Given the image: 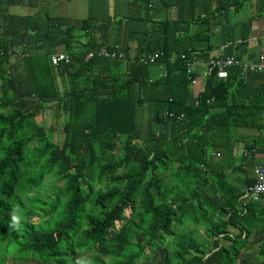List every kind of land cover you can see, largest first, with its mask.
<instances>
[{
	"label": "trees",
	"instance_id": "16d2710c",
	"mask_svg": "<svg viewBox=\"0 0 264 264\" xmlns=\"http://www.w3.org/2000/svg\"><path fill=\"white\" fill-rule=\"evenodd\" d=\"M178 28L153 26L146 51L163 57L143 66L85 61L90 47L73 46L75 30L67 27L68 63L23 56L37 99L31 110L15 106L6 70L16 53L3 34L0 264H238L252 235L264 232V219L250 215L249 203L242 206L220 175L209 193L208 171L210 154L223 153L237 128L264 130V94H255L248 75L231 67L222 80L210 71L197 103L188 105L183 91L195 76L180 57L193 60L209 47ZM159 65L168 73L164 79L155 76ZM147 103L152 124L159 131L169 126L168 139L159 131L142 137L136 113ZM51 107L61 120L59 143L52 139L56 124L36 121ZM222 194L225 207H214L213 197ZM28 210L39 212L37 224L24 219ZM201 230L206 246L198 241ZM135 233L142 240H134ZM254 251L264 261V237Z\"/></svg>",
	"mask_w": 264,
	"mask_h": 264
},
{
	"label": "crops",
	"instance_id": "0c3cea01",
	"mask_svg": "<svg viewBox=\"0 0 264 264\" xmlns=\"http://www.w3.org/2000/svg\"><path fill=\"white\" fill-rule=\"evenodd\" d=\"M162 22L177 25L180 34L186 30L197 36L195 42L201 47H209L208 52L195 58V78L183 91L188 105L197 103L210 58L222 56L239 63H256L264 55V0H0V41L7 34L16 53L6 70L8 84L9 80H18V85L23 86V75L28 79L24 55L46 56L50 60L68 55L65 36L69 26L75 30L73 46L90 47L87 53L118 47L134 60L148 55V34ZM124 69L123 64L119 71ZM163 70L165 67L159 65L155 76L160 78ZM247 75L249 88L255 94H264V74ZM148 104L151 119L152 104L147 103L136 113V120ZM260 122L262 119L256 120L254 126ZM164 128L165 137H159L168 139L169 126ZM234 134L236 139L223 153L210 154V194L217 187L213 176L220 175L232 193L240 196L254 181L255 168L264 166V130L239 127ZM225 203L223 194L213 197L214 207L223 208ZM249 205L250 215L264 219V195ZM263 237L264 232L252 235V245L239 256L238 264H263L260 257L252 259L257 256L254 246Z\"/></svg>",
	"mask_w": 264,
	"mask_h": 264
},
{
	"label": "built area",
	"instance_id": "2783aa9c",
	"mask_svg": "<svg viewBox=\"0 0 264 264\" xmlns=\"http://www.w3.org/2000/svg\"><path fill=\"white\" fill-rule=\"evenodd\" d=\"M162 57V52H155L153 54H148L142 57H138L134 60H130L125 52L121 51L118 47H115L112 50H90L85 56V61L93 58H100L107 60H118L123 62L138 61V63L142 64L143 66H153L157 65ZM180 58L182 60H185L186 72L188 76H191L193 73V68L196 64L195 59L187 60L185 55H181ZM51 61L54 65H57L60 61L68 63L69 56L58 55L52 57ZM206 66V76H208L210 71L215 70L216 78L220 80L227 77V70L231 67H238L241 71V74H264V55H260L256 63H239L233 58L215 56L208 60ZM167 75V71L163 70L160 74V78H166ZM262 195H264V166H258L254 170V181L249 186H247L240 194V203L242 206H246L248 203L258 200Z\"/></svg>",
	"mask_w": 264,
	"mask_h": 264
},
{
	"label": "rangeland",
	"instance_id": "374dc122",
	"mask_svg": "<svg viewBox=\"0 0 264 264\" xmlns=\"http://www.w3.org/2000/svg\"><path fill=\"white\" fill-rule=\"evenodd\" d=\"M19 64H21L19 62ZM24 85L23 86H19L18 85V80H9V86H11V90L15 93L17 100H18V104L15 103V106L17 108H20L22 110H31L35 107V105L37 104V101L34 99L33 94H31L32 90H31V86L28 83V79H26V77L23 75L22 78ZM0 97H1V93H0ZM20 101V102H19ZM17 102V101H16ZM149 104L148 106H145L144 109L139 113V117L137 118V123L138 125L141 126L142 128V137L144 138L145 136H147L150 132L152 131H159V127L155 126L154 124H152L151 119H150V113H151V107L149 108ZM147 108H149L147 110ZM36 121L39 125H43L45 127H48L49 125H55L54 131L52 133V139L54 142H62V136H61V132H60V128H61V120L59 121L56 115V109L53 107H51V109L49 110H45L43 111L41 114H39L36 117ZM166 135V130L165 128L162 129L161 131H159V136L160 137H165ZM118 153V151H117ZM48 185H49V179L48 177H46V179L44 180L43 184H42V188H40V191H46L48 189ZM40 214L37 211H32V210H28L26 213V217L24 218L26 221H28L29 223L32 224H37L38 221L40 220ZM203 231L201 230L200 233L197 235L198 237V241L201 242V244H203V246H206V244L204 243V239H202V234ZM134 240L136 241H140L142 240L140 237L139 233H135L134 234ZM200 238V239H199ZM155 256L158 257L159 253L156 252ZM258 259L259 256H253L252 259ZM239 261V260H238ZM149 264H155L154 262L148 261ZM238 263V262H237ZM6 264H12V260L9 259ZM20 264H44L40 261L31 259V260H24L21 261ZM45 264H51L50 262H47Z\"/></svg>",
	"mask_w": 264,
	"mask_h": 264
}]
</instances>
